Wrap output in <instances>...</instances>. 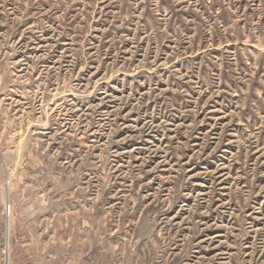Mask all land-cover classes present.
I'll list each match as a JSON object with an SVG mask.
<instances>
[{"label": "rangeland", "instance_id": "374dc122", "mask_svg": "<svg viewBox=\"0 0 264 264\" xmlns=\"http://www.w3.org/2000/svg\"><path fill=\"white\" fill-rule=\"evenodd\" d=\"M0 264H264V0H0Z\"/></svg>", "mask_w": 264, "mask_h": 264}]
</instances>
